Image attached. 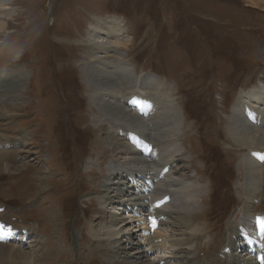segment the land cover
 Masks as SVG:
<instances>
[{"label": "rangeland", "instance_id": "rangeland-1", "mask_svg": "<svg viewBox=\"0 0 264 264\" xmlns=\"http://www.w3.org/2000/svg\"><path fill=\"white\" fill-rule=\"evenodd\" d=\"M258 1L9 0L12 14L1 17L8 25L0 32V74H27L21 93L5 85L6 77L0 81V113L8 115L0 114V140L20 138L23 146L4 156L9 169L0 173V206L6 207V216L18 219L14 223L33 231L34 242L12 244L24 251L27 262L22 264L110 263L109 245L94 237L99 200L104 184L127 181L109 178L116 149L104 139L112 129L107 122H93L98 111L79 61L89 23L114 16L122 20L129 40L128 48L120 49L123 60L136 78L152 72L161 76L164 86L149 94L173 99L181 113L177 142L186 156L175 154L169 163L159 159L161 170L175 162L161 180L168 175L179 182L197 179L201 186L186 225L173 229V239L184 234L190 248L175 254L174 247L170 253L161 247L146 259L164 255L175 258L171 264H231L225 251L233 247L244 214L242 159L249 150L230 138L227 126L238 94L264 83V0ZM260 168L261 187L251 214H264V163ZM176 181L170 189L180 194ZM20 206L26 209L22 215ZM121 210L129 211L111 212ZM236 219L237 226L232 225ZM126 224L118 229L124 231ZM158 229L164 234L170 227ZM136 234L142 237L141 231ZM78 244L81 257L75 255ZM1 254L0 264H18Z\"/></svg>", "mask_w": 264, "mask_h": 264}, {"label": "bare ground", "instance_id": "bare-ground-1", "mask_svg": "<svg viewBox=\"0 0 264 264\" xmlns=\"http://www.w3.org/2000/svg\"><path fill=\"white\" fill-rule=\"evenodd\" d=\"M248 1L252 2V0ZM252 3L260 5L258 0H253ZM10 8L9 0H0V32L7 29V21L1 20V17L10 18L12 14ZM114 17H95V20L89 23V28L85 31L82 40L84 52L80 54L79 61L80 74L87 85L90 102L98 111V114L93 117V122L95 125L102 121L107 122V126L113 131L110 130L111 133H106L107 136L104 139L106 142L109 141L110 146L116 149L117 158L112 159L110 163L109 178L117 176L116 178L127 181H117L102 186L103 193L100 196L102 199L99 200L101 206L97 214L99 215L97 219L101 225L99 224L96 231H94V237L98 239L101 245H104L103 243L109 245V264H159V260H155L158 258L157 256L150 260L146 259L149 252L162 247L167 248V253L175 250L176 254L185 246L189 247L188 240L182 239L184 234L180 239H173V236H177V229L174 231L173 229L186 225L187 216L185 215L190 213L196 205L193 200L196 195H200L201 186L191 180L176 181L168 174L169 180L167 178V180L162 181L155 178L161 171L158 164L159 159L162 158L169 163L172 161H169L168 157L175 154H179L181 157L186 156L182 155L180 151L182 149L177 142L182 126L181 113L175 106L173 99L167 98L166 95L162 97L160 95L153 96L152 93L149 94V90L158 93L164 86L158 76L152 74L148 77L136 78L133 67L123 60L124 55L120 49L128 48L129 40L127 36H123L124 26L122 20ZM26 74L25 71H4L0 74V81H4L6 77L9 82H6L5 85H14L16 90L21 93L25 87ZM123 91L125 92L123 93ZM135 94L150 99V101L147 100L149 105L146 104L147 108L142 115L135 114L131 110L132 108L129 107V100ZM2 113L8 116L6 115L7 111H2ZM117 130L125 131V133L135 132V139L143 142L144 147L139 145L138 148L135 143L130 141H128L129 143H122L121 138L120 140L114 138L116 136L114 133L118 135ZM227 130L228 135L235 143L249 150L242 159L245 174L243 188L245 199L243 202L244 208L242 207L244 214L238 222V226L241 225L242 227L239 233L245 234L243 238L246 240L241 239L239 241L236 237L237 239L232 244L235 249H232L233 247L229 249V260L231 264H259L251 256L242 259L236 249L243 250L242 245L245 247L249 243L251 246L255 238L258 239L264 236L261 231L260 220L254 221L255 214L250 213L253 202L258 200L261 187L260 165L264 162V159H261V157H264V152H261L264 151L263 82L247 92L238 94ZM9 141L12 142L13 146H20L21 144L18 139H9ZM149 144L156 147L157 155L146 154L145 151ZM6 153L7 151L0 152V173L7 172L9 169V166L4 162ZM174 181L182 189L180 194L178 190L170 189ZM167 184L168 186H166ZM173 194L176 195V200L172 202L170 199V202L159 211L160 215L171 218L169 222L161 223L159 228L168 224L170 229L168 232L165 230L164 234H160V229H158V232L153 234L156 241H151V236L147 235L146 232L149 226L146 222L145 209L151 208L154 200ZM128 208L132 211L127 213L121 210L123 213L120 214L111 212V209L119 211ZM133 211H139L141 214L136 217ZM114 213H116L115 215L119 214L120 217L116 218ZM125 223L130 224H126L127 226L123 227L125 230L120 231L118 227L125 225ZM140 231L142 237L136 234ZM165 236L167 241H164V243L161 241V243L159 240H162ZM248 238L251 240L248 241ZM158 241L160 244L157 243ZM1 248L0 251L3 252L1 255L4 256V260L18 264H22L24 261L27 262L24 251L19 246L15 247L10 243ZM227 255L226 253L225 256ZM163 256H160L159 259L162 258L164 264H171L175 261L172 256L166 258ZM262 256L264 260V255Z\"/></svg>", "mask_w": 264, "mask_h": 264}, {"label": "snow or ice", "instance_id": "snow-or-ice-1", "mask_svg": "<svg viewBox=\"0 0 264 264\" xmlns=\"http://www.w3.org/2000/svg\"><path fill=\"white\" fill-rule=\"evenodd\" d=\"M261 159H264V157H261ZM260 227L261 231L264 232V220L260 221Z\"/></svg>", "mask_w": 264, "mask_h": 264}]
</instances>
